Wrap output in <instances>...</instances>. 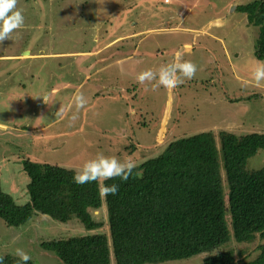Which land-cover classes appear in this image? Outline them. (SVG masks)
Wrapping results in <instances>:
<instances>
[{"label":"rangeland","instance_id":"374dc122","mask_svg":"<svg viewBox=\"0 0 264 264\" xmlns=\"http://www.w3.org/2000/svg\"><path fill=\"white\" fill-rule=\"evenodd\" d=\"M253 1L18 0L24 25L0 44L3 190L18 204L30 201L26 159L75 171L98 154L138 164L202 131L264 132V81L252 79L264 64L255 55L259 28L238 9ZM178 60L197 65L193 79L155 91L136 81L140 72ZM78 92L88 103L73 121ZM61 106L65 113L56 117ZM252 159L256 168L264 165L263 152ZM93 214L104 222L93 230L77 217L61 222L36 213L20 226L0 218V256L22 248L37 264H57L43 241L105 233L117 264L106 204ZM262 244L232 237L191 258L146 264H204L228 251L237 261L253 259Z\"/></svg>","mask_w":264,"mask_h":264},{"label":"trees","instance_id":"16d2710c","mask_svg":"<svg viewBox=\"0 0 264 264\" xmlns=\"http://www.w3.org/2000/svg\"><path fill=\"white\" fill-rule=\"evenodd\" d=\"M238 9L259 28L255 55L262 60L264 0ZM259 152L264 153V132L209 130L180 137L138 163L127 182L119 178L102 182L119 185L117 195L103 199L98 194L100 182L78 186L73 168L26 159L30 201L18 204L3 190L0 177V218L9 226H20L36 213L61 222L77 217L93 230L104 224L93 212L105 203L117 264L187 259L232 237L238 242L264 240V165L252 164ZM41 246L58 256L57 264H111L105 233L47 240ZM2 257L3 264H17L13 254ZM28 264L37 263L31 258ZM204 264H264V244L253 259L237 261L228 251L208 256Z\"/></svg>","mask_w":264,"mask_h":264},{"label":"clouds","instance_id":"9594fccd","mask_svg":"<svg viewBox=\"0 0 264 264\" xmlns=\"http://www.w3.org/2000/svg\"><path fill=\"white\" fill-rule=\"evenodd\" d=\"M18 0H0V44L5 40H12L13 33L21 29L25 18L22 10L17 8ZM123 71V69H121ZM197 65L191 61L178 60L171 64L161 66L158 70H145L137 74L136 81L141 85H152L155 91L160 87L172 90L182 84L185 80H191L197 72ZM252 79L257 83L264 81V64H260L252 71ZM154 82V83H153ZM44 102L48 103L47 98ZM88 100L82 92L76 93L72 98V106L75 109L71 120L77 119V114L87 105ZM65 113L63 106L56 112V117H62ZM4 124L0 123V129ZM137 168L136 162L129 158L118 160L116 157L98 154L95 158L89 159L75 171L73 182L78 186H83L93 182L98 183V194L103 198L115 196L119 192V185L112 183L110 185L102 182L116 180L119 178L122 182H127L133 177L134 170ZM138 175V174H137ZM15 256L18 257L17 264H28L31 256L22 248L15 249ZM4 258L0 256V264H3Z\"/></svg>","mask_w":264,"mask_h":264},{"label":"crops","instance_id":"0c3cea01","mask_svg":"<svg viewBox=\"0 0 264 264\" xmlns=\"http://www.w3.org/2000/svg\"><path fill=\"white\" fill-rule=\"evenodd\" d=\"M188 46H189V47H191V45H190V44H188Z\"/></svg>","mask_w":264,"mask_h":264}]
</instances>
